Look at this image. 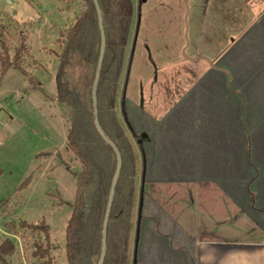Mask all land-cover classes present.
Wrapping results in <instances>:
<instances>
[{
	"label": "rangeland",
	"instance_id": "rangeland-1",
	"mask_svg": "<svg viewBox=\"0 0 264 264\" xmlns=\"http://www.w3.org/2000/svg\"><path fill=\"white\" fill-rule=\"evenodd\" d=\"M132 2V31L115 108V120L136 159L130 246L135 243L141 204L137 142L143 128L137 113L132 121L131 112L123 115L120 102L125 89L128 99L136 101L145 93L141 83L157 76L186 81L216 78L218 74L219 78H242L247 82L246 79L252 81L256 75L262 83L260 89H253L248 81L245 87L232 85L231 91L240 94L243 90L249 106L246 110L252 108L254 90L264 93V53H257L254 46L264 37V0ZM84 9L82 1L0 0V24L5 27L11 54L27 37L25 67L39 79L49 96L57 92L55 75L59 63L55 52H60L57 39ZM97 65L79 59L71 71L88 102L93 101ZM28 87L27 77L16 70H10L0 80V245L8 239L14 245V253L5 258L7 264H67L66 228L76 194L75 174L82 170L81 162L67 150L71 109L60 107L42 92ZM112 129L116 130L113 123ZM129 162L130 157L126 181L133 177ZM44 225L49 226L50 240L59 246L57 250L46 252ZM38 247L45 255L40 250L35 255ZM131 250L129 247L128 264Z\"/></svg>",
	"mask_w": 264,
	"mask_h": 264
},
{
	"label": "crops",
	"instance_id": "crops-1",
	"mask_svg": "<svg viewBox=\"0 0 264 264\" xmlns=\"http://www.w3.org/2000/svg\"><path fill=\"white\" fill-rule=\"evenodd\" d=\"M254 44L264 53V37ZM219 77L148 78L136 101L125 89L123 115L143 128L130 264H264V93L246 110L231 86L249 80Z\"/></svg>",
	"mask_w": 264,
	"mask_h": 264
},
{
	"label": "trees",
	"instance_id": "trees-1",
	"mask_svg": "<svg viewBox=\"0 0 264 264\" xmlns=\"http://www.w3.org/2000/svg\"><path fill=\"white\" fill-rule=\"evenodd\" d=\"M65 1L67 3L82 1L85 9L71 27L60 32L57 39L60 52H55L59 63L55 75L56 94L47 95L39 79L27 71L25 67L27 63L25 56L28 53L25 44L27 37L22 38L20 45L16 46L11 54L12 48L5 39L3 24H0V80L10 70L19 71L29 81L28 90L42 92L60 107L71 109V115L68 117L67 150L75 154L82 164V170L75 174L76 194L71 204L72 213L66 228V259L67 264H99L103 247L104 222L118 159L114 149L103 140L96 128L93 101L88 102L84 98L80 84H76L71 71L79 59L97 65L101 54L102 35L94 0ZM97 3L101 11L106 43L96 85L97 116L102 131L115 145L122 161L110 206L103 264H128L134 225L131 215L137 175L136 159L121 126L115 120V108L125 49L132 31L133 2L132 0H97ZM123 99L124 93L121 100ZM112 123L116 130L112 129ZM129 129L135 135L132 128ZM129 157L133 177L126 181ZM42 230L46 234V252L57 250L59 246L50 240L49 226L44 225ZM40 249L38 247L35 255ZM40 251L45 255V251ZM13 253L12 241L5 240L0 245V262L7 264L5 258Z\"/></svg>",
	"mask_w": 264,
	"mask_h": 264
},
{
	"label": "water",
	"instance_id": "water-1",
	"mask_svg": "<svg viewBox=\"0 0 264 264\" xmlns=\"http://www.w3.org/2000/svg\"><path fill=\"white\" fill-rule=\"evenodd\" d=\"M94 2L96 4V8H97V11H98V14H99V24H100L101 35H102V48H101V54H100V58H99V62H98V73L96 75L95 84H94V88H93V105H94L95 125H96V128H97L99 134L103 138V140L106 143H108L114 149V151H115V153L117 155V159H118V166H117L116 174H115V177H114V182H113L112 189H111L109 206H108V210H107V213H106L105 222H104V228H103V242H102L103 247H102L101 258H100V261H99V264H103L104 263V259H105V249H106V240H107V227H108V221H109L110 206H111L113 195H114V188H115V185H116L117 180H118L119 175H120L122 161H121L120 153L116 149L115 145L110 140H108V138L105 136L104 132L102 131V129L100 127V124H99L98 116H97V109H96V105H97L96 85H97L98 80H99L100 68H101V65H102L103 59H104L106 43H105V34H104V29H103V24H102V16H101L100 7H99V5L97 3V0H94ZM187 45H188V43H187ZM205 60H207V59H205ZM207 61H209V60H207ZM142 201H143V196L141 195V204H140V210H139V220H140V217H141Z\"/></svg>",
	"mask_w": 264,
	"mask_h": 264
}]
</instances>
